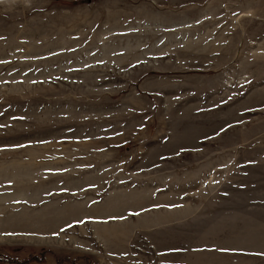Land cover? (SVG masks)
I'll list each match as a JSON object with an SVG mask.
<instances>
[{
    "label": "rangeland",
    "instance_id": "1",
    "mask_svg": "<svg viewBox=\"0 0 264 264\" xmlns=\"http://www.w3.org/2000/svg\"><path fill=\"white\" fill-rule=\"evenodd\" d=\"M0 264H264V0H0Z\"/></svg>",
    "mask_w": 264,
    "mask_h": 264
},
{
    "label": "trees",
    "instance_id": "2",
    "mask_svg": "<svg viewBox=\"0 0 264 264\" xmlns=\"http://www.w3.org/2000/svg\"><path fill=\"white\" fill-rule=\"evenodd\" d=\"M39 257H42V259H45V261L47 260V261H49V259H50V256H52V253H50V251L49 250H47V249H41L40 250V252H39V255H38ZM77 256V255H76ZM69 257V261H72V260H77L78 258H75V259H72L73 258V255H67L66 256V259ZM66 259H64V261L66 260ZM83 260H84V258H83ZM87 260L89 261V258H87ZM63 261V262H64ZM67 262V261H66Z\"/></svg>",
    "mask_w": 264,
    "mask_h": 264
}]
</instances>
